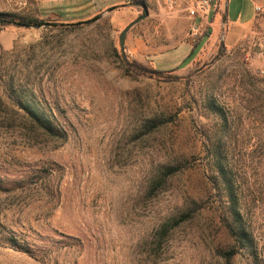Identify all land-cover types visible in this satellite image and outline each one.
Segmentation results:
<instances>
[{
  "label": "rangeland",
  "instance_id": "374dc122",
  "mask_svg": "<svg viewBox=\"0 0 264 264\" xmlns=\"http://www.w3.org/2000/svg\"><path fill=\"white\" fill-rule=\"evenodd\" d=\"M83 1L0 0L58 24H0V264H264V0L214 44L191 0Z\"/></svg>",
  "mask_w": 264,
  "mask_h": 264
},
{
  "label": "crops",
  "instance_id": "0c3cea01",
  "mask_svg": "<svg viewBox=\"0 0 264 264\" xmlns=\"http://www.w3.org/2000/svg\"><path fill=\"white\" fill-rule=\"evenodd\" d=\"M185 0H181V3L183 4ZM215 3L213 7L211 8L208 16V23L206 20H202L201 17H198L196 19L188 18L191 21V24L194 26H198L199 30L205 28L208 32V36L205 37L204 41L205 43L214 44L215 37L219 35V33L224 34L225 29L229 28V26H237L241 29L242 33L247 30L248 27H250L253 24V19L251 18V15L249 17L244 18V10L241 7H238L237 4L234 2L232 4V0H213ZM123 0H84L81 4L78 5V9L73 12L74 15H79L82 17L91 15L92 13L98 11L99 9H102L103 7H106L107 5H116L121 4ZM183 6V5H182ZM257 8V5L255 6V9ZM233 10V15H231L230 10ZM184 13V12H183ZM181 18H186V14H180ZM188 20V23H189ZM221 31V32H219ZM240 33V32H239ZM210 34V35H209ZM226 39V35H223V40ZM196 52V51H195Z\"/></svg>",
  "mask_w": 264,
  "mask_h": 264
},
{
  "label": "trees",
  "instance_id": "16d2710c",
  "mask_svg": "<svg viewBox=\"0 0 264 264\" xmlns=\"http://www.w3.org/2000/svg\"><path fill=\"white\" fill-rule=\"evenodd\" d=\"M99 17L100 16H95L94 18L89 20V22H95L97 19H99ZM0 24L1 25H17V26H23V27H36V28H40L43 26H50V27L58 26V24L56 23H49L47 20H43L39 18L16 16L14 14L1 13V12H0ZM62 25H68V24H62ZM72 25H75V24H72ZM194 54H195V50H192L188 58H186L185 62L190 61L192 57L194 56ZM131 67H135L139 69L140 71H143L145 74H148L149 77H164V75L166 74V72L164 71L147 69L145 68V66H143L142 64L136 61L132 62ZM163 79H165V81H168V82H173V81L180 80V77L168 75V77L165 76ZM29 109L30 108H27V110L33 114L32 117L35 119V121L39 122V124H42V127L45 130L51 133L55 131V127L50 120L46 119L43 115L38 114V112H35V111L33 112L31 109L30 110Z\"/></svg>",
  "mask_w": 264,
  "mask_h": 264
},
{
  "label": "built area",
  "instance_id": "2783aa9c",
  "mask_svg": "<svg viewBox=\"0 0 264 264\" xmlns=\"http://www.w3.org/2000/svg\"><path fill=\"white\" fill-rule=\"evenodd\" d=\"M213 0H191L190 5L187 9L188 15L191 19H196L198 17H201L202 20H206L208 23V16L211 8L214 5ZM256 11H260V8L257 7ZM199 27L193 26V31L198 33Z\"/></svg>",
  "mask_w": 264,
  "mask_h": 264
},
{
  "label": "water",
  "instance_id": "95a60500",
  "mask_svg": "<svg viewBox=\"0 0 264 264\" xmlns=\"http://www.w3.org/2000/svg\"><path fill=\"white\" fill-rule=\"evenodd\" d=\"M116 7H112L109 9L110 12L114 11ZM147 16H142L141 18H138L134 23L130 24L122 33L121 35V50L122 53L125 54V41L128 32L131 30L132 27H134L136 24H138L141 20L145 19Z\"/></svg>",
  "mask_w": 264,
  "mask_h": 264
}]
</instances>
